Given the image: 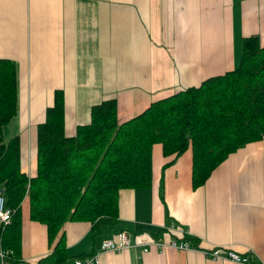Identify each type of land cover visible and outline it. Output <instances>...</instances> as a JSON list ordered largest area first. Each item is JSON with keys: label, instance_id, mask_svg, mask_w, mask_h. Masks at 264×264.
Returning <instances> with one entry per match:
<instances>
[{"label": "crops", "instance_id": "1", "mask_svg": "<svg viewBox=\"0 0 264 264\" xmlns=\"http://www.w3.org/2000/svg\"><path fill=\"white\" fill-rule=\"evenodd\" d=\"M251 35L264 42V0H0V58L16 70V113L5 140L19 136L20 163L30 175L36 126L56 89L64 93L66 135L107 99L117 101L122 122L177 90L235 69ZM151 159V184L119 190L112 224L67 220L51 235L30 218L24 197L13 219L14 258L66 264L127 231L131 246L101 253L99 264H238L212 258L206 252L212 247L264 262V136L229 154L197 188L190 150L164 166L155 144ZM172 238L195 248L143 250Z\"/></svg>", "mask_w": 264, "mask_h": 264}, {"label": "trees", "instance_id": "2", "mask_svg": "<svg viewBox=\"0 0 264 264\" xmlns=\"http://www.w3.org/2000/svg\"><path fill=\"white\" fill-rule=\"evenodd\" d=\"M16 113L14 63L0 58V191L12 209L0 231V247L14 258L13 219L29 200L30 218L56 234L67 220H86L96 228L118 216V192L152 182V149L161 145L165 165L191 151L192 186L204 184L213 169L240 146L264 136V42L242 41L238 66L205 78L152 102L139 114L117 118V101L91 107L90 121L65 134L64 93L56 89L44 121L36 126L31 174L22 170L19 136L4 140L2 127ZM56 252L62 254L59 244Z\"/></svg>", "mask_w": 264, "mask_h": 264}, {"label": "built area", "instance_id": "3", "mask_svg": "<svg viewBox=\"0 0 264 264\" xmlns=\"http://www.w3.org/2000/svg\"><path fill=\"white\" fill-rule=\"evenodd\" d=\"M12 209L6 206L5 197L0 191V231H2L9 223ZM144 251L148 250V246H156L158 250H161L165 246H169L178 250H187L195 248L186 240H177V238H172L168 243H161L158 241H151L148 244H144ZM131 246V236L127 231H119L116 234V239L114 238H105L103 239L98 249L88 257L77 258L72 262L66 264H99L100 255L103 252H116L120 253L126 250ZM210 256L214 259L217 258H226L230 261L236 262L238 264H264V262L253 261L250 258L249 253L241 254L233 249L222 248V247H212L210 250H206ZM11 250L0 247V264H9L11 261L10 258ZM13 264H27L25 259H18L13 262Z\"/></svg>", "mask_w": 264, "mask_h": 264}, {"label": "rangeland", "instance_id": "4", "mask_svg": "<svg viewBox=\"0 0 264 264\" xmlns=\"http://www.w3.org/2000/svg\"><path fill=\"white\" fill-rule=\"evenodd\" d=\"M10 125H12V122H10L7 126H4L2 129V131H3L2 137L4 140L8 137V135L11 133V131L13 132ZM156 145L159 147V144H156Z\"/></svg>", "mask_w": 264, "mask_h": 264}]
</instances>
